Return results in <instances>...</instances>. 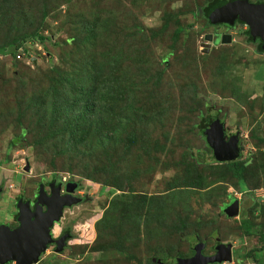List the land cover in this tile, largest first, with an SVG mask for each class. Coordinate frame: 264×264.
<instances>
[{
	"label": "rangeland",
	"instance_id": "obj_1",
	"mask_svg": "<svg viewBox=\"0 0 264 264\" xmlns=\"http://www.w3.org/2000/svg\"><path fill=\"white\" fill-rule=\"evenodd\" d=\"M0 1L4 9L0 46L7 47L0 53V218L11 219L9 213L16 209L10 203L20 190L30 195L39 181L52 176L79 181L80 190L88 196L66 209L60 224L71 227L69 246L60 254L49 248L38 264H174L176 256L192 250L196 239L188 240L191 234L204 239L211 231L238 247L233 262L225 264H256L255 260L264 264L263 222L253 220L257 233L252 235L243 234L240 227L243 211L250 210L254 201L246 196V186L242 185L241 193L233 186L237 187V178L215 158L201 128L204 120L207 125L214 117L225 123L227 136L239 134V159H251L245 173L247 187L253 189L254 197L259 188L264 191L260 163L264 161V52L248 40L247 25L237 24L225 32L231 34V42L221 38L215 42L216 36L209 41L206 35L223 32L225 27L210 25L191 13L207 0ZM98 11L111 13L102 14L109 23L103 26L100 43L123 46L124 81L136 86V103L146 113L137 128L136 144L118 147L114 160L117 156L124 160L116 165L118 171L108 172L115 177L108 184L104 178L86 176L84 160L57 152L63 142L44 137L46 127L33 117L37 108L32 117L20 120L30 125L22 137L20 122L14 117L22 97L35 90L37 98L33 95L32 99L48 97L44 108L51 115L56 97L45 92L60 78L56 70L67 75L74 71L66 59L75 51L66 39L81 33L82 17ZM178 26L184 31L175 41ZM34 30L53 38L42 42L32 34ZM24 33L26 39L18 49L24 52L18 58L12 51L17 35ZM208 42L207 52L204 43ZM133 52L140 54L135 60ZM68 115L57 111L58 119ZM15 139L18 142L10 146ZM187 175L192 176L190 182L199 180L204 188L183 185ZM177 180L182 186L174 184ZM226 193L231 197L238 193L242 201L239 218L222 213ZM144 194L146 202L139 205ZM114 196L127 209L119 203L112 206Z\"/></svg>",
	"mask_w": 264,
	"mask_h": 264
},
{
	"label": "trees",
	"instance_id": "obj_2",
	"mask_svg": "<svg viewBox=\"0 0 264 264\" xmlns=\"http://www.w3.org/2000/svg\"><path fill=\"white\" fill-rule=\"evenodd\" d=\"M228 1L229 0H207L203 5H198L196 8L192 9L191 13L195 17H202L210 25H221L224 22H216L214 13L220 8V6ZM1 6L2 4H0V15H3L4 9L1 8ZM102 14L110 15L111 13L106 14L98 11L95 13V16L82 17L79 21L82 25L81 33L66 39V43L72 44V48L78 56H75L73 51L69 54L70 57L66 59V61L69 62L74 69L73 73L67 75L56 70L57 73L60 74V78L57 79L58 81L56 84H51L45 92L47 95L52 93L56 97L54 98V100H56L55 109L51 115H49L44 108L47 107V105L44 106V104L49 101L48 97L40 98L38 101L32 99L33 95L37 98V91L35 90L32 94L22 97L19 102L20 108H18L14 117L20 122L22 137L23 134L27 133L30 129V125L28 124L25 126L20 120L32 117V112H35L33 108H37L33 117L38 118L39 121L42 122V125L46 127L44 137L46 139L50 137L52 139H60L61 142H63V146L57 145V152L68 153L80 162L84 160L86 164L83 167L86 176H92V178L98 176V179L104 178L106 180L105 184H108L107 180L113 181L115 178L114 176H109L108 172L110 170L118 171L119 167L116 165L124 160V156H117L114 160L118 147L123 144L125 148H128L131 143L136 144V137L138 135L137 128L140 121L144 123L146 113L141 112L139 110L141 105L136 103V93L134 88L136 86L132 84V81L128 83H125L124 81L125 79L123 76L125 75L123 74L122 67H120V63L123 61L124 56L123 46H116L113 48L109 45L102 46L100 43L101 41H104V37L102 36L103 26L105 23H109L106 17L103 18ZM45 16L46 14L43 13V20ZM182 31H184V28L178 26L175 31V41L178 39L177 36L179 33H182ZM26 34L27 33H24L22 36L18 34L15 39L17 43L12 53L15 56L17 54V57L24 52V50L21 49L18 51V49L26 39ZM32 34L38 36V39L42 42L47 39L52 40L53 38V35L45 36L39 34L37 30H34ZM245 34L248 36L249 41H259L257 43V48L259 51L264 52L263 41L260 38H257L256 40L253 38L250 27ZM6 49L7 47L1 45L0 53L5 52ZM132 55L134 60L140 56L138 52H133ZM21 57L22 55L18 58ZM109 62L114 63L115 66L111 68ZM61 109L64 113L69 114L64 120L57 118V111ZM215 119L216 118L214 117H210L209 123ZM204 121L205 122H203L201 128H206L208 125V121L207 125L206 120ZM144 132L146 133L145 129ZM21 137L18 138V141L22 140ZM18 141H16V139L12 140L10 146ZM143 142L146 144L148 140L143 138ZM24 143L26 145L29 144L26 140H24ZM250 160L251 159H237L222 163L228 172L237 178V187L236 184H233V186L238 189L236 190L242 192V185L244 187L246 186V196L248 195L252 201H254V206L250 209L251 212L248 210V215L246 212L242 217V232L249 235H251L252 232L257 233L254 229L255 225L253 220L262 221L264 223L261 219L264 218V203L258 201L252 194L253 189L247 187L245 173ZM261 160V167L264 168V164L262 165V162H264L263 158ZM90 162H93V164H89ZM98 162L102 163L98 165ZM260 171L262 172V170ZM191 177V175H187V180L183 185L193 184V186L204 188V185L199 184V180L190 182L189 178ZM174 184L180 185L178 180ZM119 189L122 190L121 188ZM121 194L126 195V193ZM227 197V201H222V206H224L229 200H233V197H231L229 193H226V198ZM146 198L145 194L141 196L140 200H142L139 205H144ZM110 203L112 206L118 205L117 203H119L120 205H123L122 209H127V204L125 202L122 203V199L116 196L113 197ZM110 203L108 208L111 206ZM118 208L120 209V207ZM222 209L223 208L220 210ZM261 211L263 213H261ZM260 215L261 218L257 220L256 218L260 217ZM194 234L196 233L191 235L194 236ZM183 255H185V253L182 254V256Z\"/></svg>",
	"mask_w": 264,
	"mask_h": 264
},
{
	"label": "water",
	"instance_id": "obj_3",
	"mask_svg": "<svg viewBox=\"0 0 264 264\" xmlns=\"http://www.w3.org/2000/svg\"><path fill=\"white\" fill-rule=\"evenodd\" d=\"M214 17L216 22L229 23L230 25H234L238 19H241L250 27L253 38L255 40L260 38L263 41L264 47V2L254 3L249 0L228 1L216 10ZM213 36L211 33L206 35V38L211 41ZM221 41L231 42V34H223ZM204 45H206V51L208 52L211 43H204ZM205 133L207 141L218 161H234L242 155L239 134L227 138L225 123L219 118H216L206 126ZM71 190L68 189V191ZM21 201L22 199L18 202L19 225L11 228L7 224H0V264L10 262H15L16 264H38L48 244L55 241L51 228L55 222L61 219L64 206L75 204L79 199L59 202L55 206H50L46 212H40V209L32 212L28 204L23 206ZM224 211L229 217L238 216L240 212L239 200L236 198L232 200ZM62 240H65L64 236L56 241L62 244ZM203 247L204 244L199 243L195 246V254L193 256L179 257L177 264H212L231 262L233 260L231 243L225 244L221 242L213 255H204L202 252ZM63 249V246H58L56 251L60 252ZM153 261L161 263V260L157 258H153Z\"/></svg>",
	"mask_w": 264,
	"mask_h": 264
},
{
	"label": "flooded vegetation",
	"instance_id": "obj_4",
	"mask_svg": "<svg viewBox=\"0 0 264 264\" xmlns=\"http://www.w3.org/2000/svg\"><path fill=\"white\" fill-rule=\"evenodd\" d=\"M229 1H233V0H229ZM249 1L250 2H254V3L264 2V1H257V0L256 1L249 0ZM237 24L247 25L243 21H241V19H238L235 22L234 25H230L229 23H222L221 25H214V26H224L225 27V29H224L225 31L213 34L214 36H216L215 37V42L217 40H219V38H221V36L223 34H225V32L228 29H231V28L235 27ZM248 28H249V26L247 25L246 31L248 30ZM246 31H244V32H246ZM214 36H213V38H214ZM258 42L259 41H256V43H258ZM233 135H234L233 133H228L227 137L230 138ZM68 189H72V190L68 191ZM85 192L82 193V191L80 190V182L79 181H74V179H72V178H67V179L65 178L64 179V178H60L58 176H52L49 179L44 178V180L39 181V183L37 184L36 189L33 191L32 194L29 195L27 192L23 193L20 190V193H18L14 197V201H12L10 203V204L13 205V209H16V211L12 210L10 213L8 212L10 214V216H11V219H2V218H0V224H3V223L7 224L11 228H15V227H17L19 225V222H18V215H19L18 202H20V199H22V201H21L22 205L26 206L28 204V206L30 207L32 212H35L36 209H40L41 210L40 212H46L49 209L50 206H55V205L59 204V202L67 201V200H69V201L71 200L72 201L73 199H79V201L77 203H75V204H72V205H69V206H64L61 219L58 222H55L54 225L51 228V233H52V236L55 239V241L48 244V247H47L46 251L49 250V248H52V251H54L57 254H60L62 251L61 252H57L56 251L57 247L58 246H60V247L63 246L64 247L63 251H64L69 246L70 241L72 239L71 238L72 237L71 227H69V226H60L61 222H63L62 219L64 217V214L66 213V209H71V208L75 207L76 205L82 203L81 201L83 200V198L85 196H87V195H85V194H87ZM2 199H3V191L0 188V200H2ZM234 199H235V197L233 196V200ZM231 201L232 200H229L227 203H225L223 208L226 207ZM240 209H242L241 203H240ZM224 212H222V213H224ZM225 215H227V214L225 213ZM234 217H237V216H234ZM242 217H243V213H242ZM56 227H57V231H56ZM209 235H210L209 236L210 238L209 237H205L204 239H200L199 234H197V233L194 234V237H195L196 241H194V243L192 244V247H191L192 250L190 249V253H186L183 256L182 255L176 256L174 258V262H175L174 264H177V259L179 257H191V256H193L195 254V246L198 245L199 243H203L204 244V247L202 249V252H203L204 255H213V254H215L216 251H217V246L221 242L225 243V244L231 243V242L222 240L221 237L218 236V235L215 236L212 231H211V233ZM63 236L65 237V240L61 241L62 244L59 241H56V240H60V238H62ZM192 237H193V235H190L188 240L192 241L193 240ZM237 248L238 247H235L233 245L232 257H234V255H237ZM45 252H43V254H45ZM43 254L41 255V257L43 256ZM237 259L238 258H236V260ZM40 260H41V258H40ZM255 261H256V264H257V260H255ZM231 262H233V261H231ZM231 262H229V263H231ZM10 263H13V262H10ZM225 263L226 262L216 263V264H225ZM212 264H215V263H212Z\"/></svg>",
	"mask_w": 264,
	"mask_h": 264
},
{
	"label": "crops",
	"instance_id": "obj_5",
	"mask_svg": "<svg viewBox=\"0 0 264 264\" xmlns=\"http://www.w3.org/2000/svg\"><path fill=\"white\" fill-rule=\"evenodd\" d=\"M241 193V192H240ZM237 195H238V193H236ZM237 195H235L236 197V199H238L239 200V203H241V206H242V202H241V199H239L238 197H237ZM233 196H234V194H233ZM256 198H257V200L258 201H260V202H262V203H264V191H263V189L262 188H259V190H258V192H257V195H256ZM242 211V209H240V212ZM240 212H239V216H240ZM247 212V215H248V211H247V209L246 210H244L243 211V214L244 213H246ZM250 215V214H249ZM227 216V215H226ZM239 216H237L238 218H239ZM251 216V215H250ZM255 216V215H254ZM257 216V215H256ZM227 217H229V216H227ZM230 218V217H229ZM261 218V216L260 217H257L256 219L257 220H259ZM264 224V223H263ZM242 226V228H243V222H242V217H241V222H240V227ZM254 226V225H253ZM258 226V225H257ZM256 227V226H255ZM254 227V228H255ZM242 228H241V230H242ZM243 233V232H242ZM256 232H252V234H255ZM243 234H245V235H249V234H246V233H243ZM251 234V235H252ZM259 237H262V235H258ZM232 244V243H231ZM232 248H233V244H232ZM232 251H233V249H232ZM233 253V252H232ZM233 261V260H232Z\"/></svg>",
	"mask_w": 264,
	"mask_h": 264
},
{
	"label": "built area",
	"instance_id": "obj_6",
	"mask_svg": "<svg viewBox=\"0 0 264 264\" xmlns=\"http://www.w3.org/2000/svg\"><path fill=\"white\" fill-rule=\"evenodd\" d=\"M21 55H18V57H20Z\"/></svg>",
	"mask_w": 264,
	"mask_h": 264
}]
</instances>
